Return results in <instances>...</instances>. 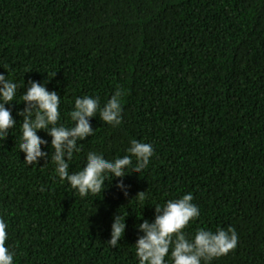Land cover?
I'll return each instance as SVG.
<instances>
[{
    "label": "trees",
    "instance_id": "1",
    "mask_svg": "<svg viewBox=\"0 0 264 264\" xmlns=\"http://www.w3.org/2000/svg\"><path fill=\"white\" fill-rule=\"evenodd\" d=\"M0 74L17 84V101L29 80L56 91L65 126L74 97L103 104L121 90V125L93 118L69 172L88 151L122 157L131 139L154 148L141 174L124 177L127 197L113 180L81 198L50 157L23 163L24 105L13 102L17 127L0 140L13 264H138V218L151 222L155 204L189 192L200 210L189 235L230 226L238 237L211 264H264V0H0ZM116 214L126 228L110 248Z\"/></svg>",
    "mask_w": 264,
    "mask_h": 264
},
{
    "label": "clouds",
    "instance_id": "2",
    "mask_svg": "<svg viewBox=\"0 0 264 264\" xmlns=\"http://www.w3.org/2000/svg\"><path fill=\"white\" fill-rule=\"evenodd\" d=\"M17 87L15 82L0 74V140H5L10 130L17 127L11 113L12 103H22L23 109L16 113L22 118L18 146L27 167H37L41 161L45 165L50 157L54 175L62 182L66 181L81 198L101 195L106 187L105 182L113 180H116V189L127 197L128 186L123 179L131 173L141 174L149 166L154 155L150 143L131 139L125 149L126 154L112 159L105 158L102 153L88 151L82 168L69 172V162L74 154L81 152V142L95 132L91 123L93 118L111 127L121 125V90L117 88L103 104L96 96L74 97L67 114L70 123L65 126L61 122L59 108L61 97L56 91L47 90L44 83L29 80L24 83L26 91L17 101ZM41 131L50 140L38 135ZM135 198L144 201L145 192L138 193ZM199 215L200 210L189 192L176 199H168L163 204H155L151 222L140 216L138 219L142 222L136 226V230L141 235L133 245L138 264H167L168 260L171 264H211L214 259L235 249L238 237L230 226L226 230L218 227L215 231L198 227L194 234L189 235L185 230ZM6 228L5 221L0 219V264H13L14 253L5 244ZM125 228V216L114 215L110 224V238L106 242L110 248L119 245Z\"/></svg>",
    "mask_w": 264,
    "mask_h": 264
}]
</instances>
